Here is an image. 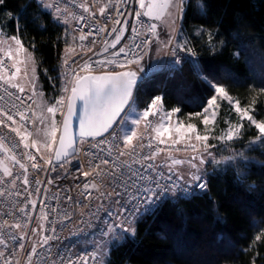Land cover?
Wrapping results in <instances>:
<instances>
[{
    "label": "built area",
    "instance_id": "built-area-1",
    "mask_svg": "<svg viewBox=\"0 0 264 264\" xmlns=\"http://www.w3.org/2000/svg\"><path fill=\"white\" fill-rule=\"evenodd\" d=\"M34 1L69 23L77 38V51L62 66L71 89L77 75L137 71L157 37L141 0ZM16 73L0 51V264H102L104 244L119 239L129 220L132 227L165 200L207 191V177L189 185L159 161L165 147L154 135L158 112L131 144L119 121L103 137L81 139L63 162L44 156L35 143L36 96L5 79ZM150 192L152 203L145 199Z\"/></svg>",
    "mask_w": 264,
    "mask_h": 264
},
{
    "label": "trees",
    "instance_id": "trees-1",
    "mask_svg": "<svg viewBox=\"0 0 264 264\" xmlns=\"http://www.w3.org/2000/svg\"><path fill=\"white\" fill-rule=\"evenodd\" d=\"M6 15L10 35L33 51L45 93L60 90L68 28L34 0H1ZM182 29L195 58L144 82L135 103L147 107L160 95L165 110L186 119L218 86L262 119L264 0H189ZM248 124L246 140L258 134ZM249 154L253 161L208 173L207 191L165 200L140 218L133 236L111 245L108 264H264V149Z\"/></svg>",
    "mask_w": 264,
    "mask_h": 264
},
{
    "label": "rangeland",
    "instance_id": "rangeland-1",
    "mask_svg": "<svg viewBox=\"0 0 264 264\" xmlns=\"http://www.w3.org/2000/svg\"><path fill=\"white\" fill-rule=\"evenodd\" d=\"M162 3L163 0H143L142 7L146 15L155 24L157 33L154 43L145 53L137 69V72L142 76L149 73L145 82L154 76L168 73L170 70L179 67L187 58H195L189 47L187 36L182 29L184 13L189 5V0H170V6L167 9L158 7ZM154 4L157 7H152ZM150 7L152 11L149 14ZM43 9L48 10L47 7H43ZM9 19V15H6V17L0 16V51L13 59L19 71L11 77H5V79L9 80L8 82L12 85L29 91L36 96L37 132L35 143L41 154L53 157L71 93L69 83L62 76V66L64 61L77 51V38L69 23H62L68 28L71 41L65 50L61 64V88L48 95L43 90L39 78L38 62L33 51L20 37L10 35L7 28V20L9 21ZM13 37L20 40L22 47L15 43ZM217 87L214 86L215 95L209 100L206 108L186 119L179 117L176 110H165L160 95L153 98L147 107L135 103L134 97L121 119V132L126 139L134 133L135 135L132 136L133 142L144 131L148 118V116L145 118L144 113L146 111L158 112L160 119L154 129V135L165 147L158 159L189 185H193L212 171L253 161L254 157L249 152L256 147L264 149V133L260 132L256 124L248 119V116H251L252 120L257 123H261L264 122V114L262 119L259 120L253 106L244 107L230 95L227 98L221 96L216 91ZM66 88L68 91H65ZM157 97L161 98V103L157 104L156 108H152L151 105ZM61 99H63V103L57 104L56 102ZM213 99L216 100L215 105L211 104ZM237 103L241 109L239 112L236 110ZM49 107L57 109L55 115L47 111ZM244 110H247V112L245 113ZM223 111L224 115L222 114ZM205 119L208 120L207 124L204 122ZM51 122H54L57 128L55 137L48 134ZM244 123H249L247 129H251V127L258 129L257 137L246 140V137L242 134ZM189 125H192L194 130L190 129ZM230 131L233 133L232 138L227 139V134ZM197 135L207 136V140H197ZM171 145L189 148V150L172 152L168 149ZM135 223L131 227V229H134V233ZM39 230L40 227L36 225L35 234ZM134 233L128 231L123 233L119 239L107 241L102 249V264H108L109 250L114 242H121L126 237L133 236Z\"/></svg>",
    "mask_w": 264,
    "mask_h": 264
},
{
    "label": "snow or ice",
    "instance_id": "snow-or-ice-1",
    "mask_svg": "<svg viewBox=\"0 0 264 264\" xmlns=\"http://www.w3.org/2000/svg\"><path fill=\"white\" fill-rule=\"evenodd\" d=\"M142 6H143V0H142ZM170 6V0H163V3L158 5V7H160L161 9H167ZM152 7H157V5H153ZM152 8H149V14L151 13ZM84 37H81V39H83ZM12 39L15 40V43L17 45H21L20 40L16 39L15 37H13ZM17 71H19V69H17ZM125 76H134V73H126L124 74ZM81 77H79L78 75L76 76V81L77 83H79L81 81ZM91 79L95 86L93 87L92 85H89V87L82 91L80 96L77 97V87H73L71 89L72 92V96L71 99L75 100L77 98L81 99L84 101V105H85V110L87 111L89 104H91L92 107V112H93V117L89 118L88 120H81V135H96L100 132H103L104 130H106L112 123L113 118L115 117V115L120 111V107L127 102V100L130 98L131 96V91H130V86H131V81H123L120 78V74H113V75H108V76H98V77H84L83 80H89ZM15 87V85H13ZM21 91H23V89H21ZM65 91H68V89L66 88ZM217 93H219L221 96H224L227 98L228 94L225 90V88L223 87H217L216 88ZM119 95V104H114L113 101L115 100L116 96ZM57 104H62L63 103V99L59 100L56 102ZM161 103V98L157 97L155 99V101H153L151 107L152 108H156L157 104ZM212 105L216 104V100L213 99L211 101ZM99 110V115L97 114V111ZM236 110L239 112L241 111V109L239 108V105L237 103L236 105ZM47 111L50 113H53V115H55L57 109L55 107H49L47 108ZM245 113L247 112V110H244ZM152 113L150 111H146L144 113L145 118L149 115H151ZM72 115H74L73 111H72V107L71 105H69V117H71ZM8 120H13L12 116H8L7 117ZM21 119H24L23 115H21ZM248 119L250 121H252L253 123L256 124V127L260 130L261 133H264V122L261 123H257L256 121L252 120L251 116H248ZM15 123V121H13ZM206 124L208 123V120L205 119L204 121ZM2 123V122H0ZM64 124V135L67 136L68 135V121L65 120L63 122ZM87 125V131H85V126ZM50 132L48 133L49 135H51L52 137H55L57 128L55 126L54 122H51L50 125ZM190 129L194 130V127L192 125L188 126ZM13 131H17L16 129H13ZM177 131H179V129H177ZM19 134V133H18ZM159 134V133H158ZM135 134L132 133L127 139L126 142L128 144L132 143V136H134ZM233 133L230 131L227 134V139H231L232 138ZM23 139V137H22ZM197 140H203L206 141L207 140V136H199L197 135L196 137ZM71 143V141H69V144ZM60 144H61V148L64 147V139L62 138L60 140ZM25 147H28V144H25ZM60 154H57V159H59ZM31 159H34V157H30ZM203 162V161H201ZM102 163L107 164L108 161H102ZM23 167V165H21ZM33 167H37V165H33ZM98 167V166H97ZM85 175H87V173H85ZM194 179H199L198 177H193ZM198 187L203 189L206 187V184L201 182L198 184ZM146 191H149L146 189ZM156 193L155 192H150L149 197H146L145 199L149 202L152 203V196H155ZM129 227L124 228L125 232L128 231H132L134 233V229H131V220L128 221ZM257 239H259V237H257Z\"/></svg>",
    "mask_w": 264,
    "mask_h": 264
},
{
    "label": "water",
    "instance_id": "water-1",
    "mask_svg": "<svg viewBox=\"0 0 264 264\" xmlns=\"http://www.w3.org/2000/svg\"><path fill=\"white\" fill-rule=\"evenodd\" d=\"M126 73H134V76H125L124 74ZM113 74H120V78L123 81H131V86H130V91H131V96L127 100L126 103H124L120 107V111L115 115V117L112 120L111 125L104 130L103 132H100L96 135H81V120H88L89 118L93 117V112H92V107L91 104H89L87 111L85 110V105L84 101L77 98L75 100L71 99L72 92L70 93L69 96V101L67 105V109L62 121L61 129H60V135L58 138L57 146L55 149V152L53 154V160L57 163L63 162L72 156L75 155L76 148L78 143L80 142L81 139H89V138H97V137H103L110 133L114 127L117 125L119 121L123 118L126 110L130 106L131 102L133 101L134 97L136 96V93L139 89V87L145 82L147 77L149 76V73L146 74V76L140 75L137 71L135 70H127V71H121L117 73H101V74H87L82 76L81 81L77 83L75 82L74 87H77V97L80 96L81 92L86 90L89 85H92L93 87L95 86L94 82L89 79V80H83L84 77H98V76H108V75H113ZM114 104H119V95L116 96L115 100L113 101ZM69 105L72 107V111L74 115L69 117ZM99 115V110L97 111V114ZM67 120L68 121V135H64V124L63 122ZM87 125L85 126V131H87ZM64 139V147L61 148L60 140ZM69 141L71 143L69 144ZM60 154L59 159H57V154Z\"/></svg>",
    "mask_w": 264,
    "mask_h": 264
}]
</instances>
